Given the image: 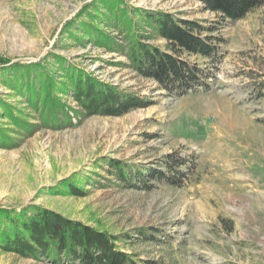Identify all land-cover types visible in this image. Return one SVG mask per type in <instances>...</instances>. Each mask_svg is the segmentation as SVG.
<instances>
[{
	"label": "rangeland",
	"instance_id": "obj_1",
	"mask_svg": "<svg viewBox=\"0 0 264 264\" xmlns=\"http://www.w3.org/2000/svg\"><path fill=\"white\" fill-rule=\"evenodd\" d=\"M123 2L129 13L160 12L210 29L201 37H211L215 56H178L201 71L203 86L168 91L135 71L122 30L100 21L101 0H0V62L45 60L59 81L54 56H61L144 102L120 116L82 115L69 92L57 91L70 123L49 127L24 84L42 70L15 87L7 78L20 73L0 65V129L9 137L0 140V208L55 211L113 235L136 261L264 264V3L231 21L196 0ZM89 15L121 50L93 42L81 28ZM134 31L164 51L145 23ZM109 161L126 165V182L109 175ZM66 179L82 194L64 188ZM0 264L52 263L0 249Z\"/></svg>",
	"mask_w": 264,
	"mask_h": 264
},
{
	"label": "trees",
	"instance_id": "obj_2",
	"mask_svg": "<svg viewBox=\"0 0 264 264\" xmlns=\"http://www.w3.org/2000/svg\"><path fill=\"white\" fill-rule=\"evenodd\" d=\"M105 14L103 19L108 26L122 30L124 54L132 68L146 78L154 80L168 91L186 90L193 86H203L200 70L178 58L179 54L201 55L211 57L217 54V47L210 36L201 37L204 29L195 21L175 19L169 14L160 12H131L123 0H101ZM204 5L205 11L220 14L231 21L242 18L249 11L259 7L264 0H196ZM122 6V7H121ZM88 8H85L86 10ZM136 17L137 21H133ZM92 21L82 25L88 35L95 36L93 42L108 50H121L122 46L111 35H106L97 26L95 17L89 15ZM99 21V22H100ZM139 23H145L152 33L165 42L164 51L142 43L134 28ZM70 22L67 24L69 25ZM66 25V26H67ZM120 48V49H119ZM56 58L62 75L55 80L56 70L50 71L46 61L10 63L3 60L5 74L19 72L20 77H8V85L17 86L21 77L42 70L32 81L24 82L30 103L39 109L40 118L49 127H59L70 123L66 103L56 95L57 91L70 94L78 104L82 115L120 116L143 106V100L128 92H119L112 84L104 83L93 74L86 73L70 64H63L64 58ZM36 82L38 87H36ZM58 86V87H57ZM6 106V105H4ZM13 122L24 127L31 124L19 118L8 115ZM49 123V124H48ZM61 123V124H60ZM9 138L6 131L0 129V140ZM11 140V139H8ZM109 175L120 183L127 180L126 165L118 161H109ZM179 173V172H178ZM162 173L155 171L153 177ZM141 179L144 176L141 174ZM64 188L73 194H82L74 182L66 179L62 182ZM118 239L106 231L89 227L80 221L70 220L61 214L38 205H28L17 212L16 209L0 208V249L10 251L23 257L34 259L45 258L52 264H153L148 261H136L130 254L117 248Z\"/></svg>",
	"mask_w": 264,
	"mask_h": 264
}]
</instances>
